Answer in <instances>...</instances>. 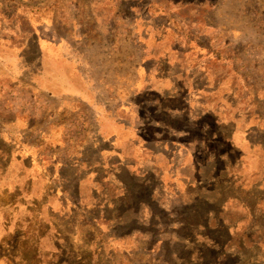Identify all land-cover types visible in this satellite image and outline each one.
Listing matches in <instances>:
<instances>
[{"label":"rangeland","instance_id":"obj_1","mask_svg":"<svg viewBox=\"0 0 264 264\" xmlns=\"http://www.w3.org/2000/svg\"><path fill=\"white\" fill-rule=\"evenodd\" d=\"M0 264H264V0H0Z\"/></svg>","mask_w":264,"mask_h":264},{"label":"trees","instance_id":"obj_2","mask_svg":"<svg viewBox=\"0 0 264 264\" xmlns=\"http://www.w3.org/2000/svg\"><path fill=\"white\" fill-rule=\"evenodd\" d=\"M92 213L95 215V217L99 220H101V214L99 213L98 210H96L95 208L93 209Z\"/></svg>","mask_w":264,"mask_h":264}]
</instances>
